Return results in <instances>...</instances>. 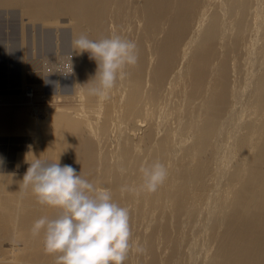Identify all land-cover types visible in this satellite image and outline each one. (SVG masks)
Listing matches in <instances>:
<instances>
[{"label":"bare ground","instance_id":"1","mask_svg":"<svg viewBox=\"0 0 264 264\" xmlns=\"http://www.w3.org/2000/svg\"><path fill=\"white\" fill-rule=\"evenodd\" d=\"M10 6L23 24L67 19L73 86L39 79L35 98L23 82L0 101V133L35 136L0 139V264H57L32 226L61 210L23 190L37 158L129 209L124 264H264V0H0ZM81 34L136 43L107 99L88 94L97 65L74 46ZM157 161L168 176L149 192L142 168Z\"/></svg>","mask_w":264,"mask_h":264},{"label":"clouds","instance_id":"2","mask_svg":"<svg viewBox=\"0 0 264 264\" xmlns=\"http://www.w3.org/2000/svg\"><path fill=\"white\" fill-rule=\"evenodd\" d=\"M73 44L96 62L94 83L88 88L91 96L107 99L125 69L138 60L136 43L117 34L98 40L81 34ZM79 173L59 160L30 162L23 190L31 188L40 204L61 210L56 218L37 219L32 234L43 231L45 251L59 253L57 264H124L131 249L130 211L113 200L110 190L98 188ZM142 173L149 192L157 191L168 176L158 161L146 164Z\"/></svg>","mask_w":264,"mask_h":264},{"label":"rangeland","instance_id":"3","mask_svg":"<svg viewBox=\"0 0 264 264\" xmlns=\"http://www.w3.org/2000/svg\"><path fill=\"white\" fill-rule=\"evenodd\" d=\"M0 8V101L4 97L21 95L24 83L30 88L28 92L31 96L35 95L36 98L40 89H33L30 85L39 79L44 82L43 90L46 92L70 91L73 77L61 61V58L68 56L70 49L71 29L67 19L61 18L58 27L41 21H27L23 24L19 7ZM47 59L54 60V69H46ZM34 102L38 105L44 103L40 100ZM4 135L0 139L35 138L33 134L18 132V136L14 133Z\"/></svg>","mask_w":264,"mask_h":264}]
</instances>
